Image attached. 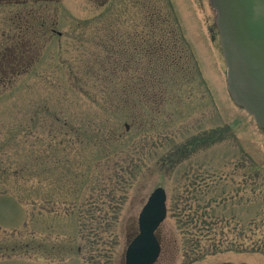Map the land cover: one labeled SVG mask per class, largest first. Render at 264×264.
<instances>
[{
    "label": "rangeland",
    "instance_id": "obj_1",
    "mask_svg": "<svg viewBox=\"0 0 264 264\" xmlns=\"http://www.w3.org/2000/svg\"><path fill=\"white\" fill-rule=\"evenodd\" d=\"M170 1L197 67L146 92L142 0H0V264H124L157 187L154 264H264V131L228 92L209 1ZM210 202L256 251L196 247Z\"/></svg>",
    "mask_w": 264,
    "mask_h": 264
},
{
    "label": "water",
    "instance_id": "obj_2",
    "mask_svg": "<svg viewBox=\"0 0 264 264\" xmlns=\"http://www.w3.org/2000/svg\"><path fill=\"white\" fill-rule=\"evenodd\" d=\"M208 1L215 12L228 92L264 131V0ZM165 217L166 192L157 187L139 213L138 234L126 248L124 264L156 262L160 244L155 232Z\"/></svg>",
    "mask_w": 264,
    "mask_h": 264
},
{
    "label": "trees",
    "instance_id": "obj_3",
    "mask_svg": "<svg viewBox=\"0 0 264 264\" xmlns=\"http://www.w3.org/2000/svg\"><path fill=\"white\" fill-rule=\"evenodd\" d=\"M142 4L144 16L140 29L141 41L136 51L137 54L141 53L146 57L147 75L144 78V82L147 85H145L146 92H151L155 86H160L164 79H171L165 78V74H173V76L188 74L190 71L187 69L190 66L188 63V56L196 67L197 64L182 33L179 20L175 14L171 1L162 0L156 4L154 0H142ZM28 30H30L29 27H26L24 32L23 29L20 30V38L24 37L25 32ZM9 51L10 50H7V48H1L0 57H7ZM189 73H191V71ZM117 164L118 163H115L114 170H117ZM114 170L112 171L113 176ZM96 184H101V181L98 179ZM117 185H121L120 182H117ZM100 187L103 186L101 185ZM100 191L106 192L107 189L103 187ZM94 204L105 206L107 201L105 199H96V201L90 200L89 204H87L90 210L94 207ZM214 210L215 207L211 202L207 205L197 206L194 211H192V208L184 209L185 214L192 211L193 214L200 216L198 218L199 221H195L189 225L191 230H197L199 232H195V234L197 233L195 238L196 247L203 246V248L212 249L213 251L211 253L229 250L256 251V243L253 242L251 239L252 237L247 234L250 230L245 232L243 228L239 227V224L236 223V215L232 214L231 217L227 218L224 214H220V216L216 217ZM184 216L188 217L187 215ZM81 217L79 216L80 220H82ZM218 228L219 233L217 232ZM186 229H188V227H186ZM90 230L94 232V234L96 233L93 226L90 227ZM189 231L188 229L187 235ZM202 242L203 245H200Z\"/></svg>",
    "mask_w": 264,
    "mask_h": 264
}]
</instances>
